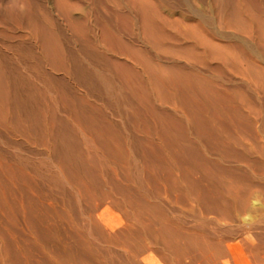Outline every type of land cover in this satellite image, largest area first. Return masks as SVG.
I'll use <instances>...</instances> for the list:
<instances>
[{
    "label": "bare ground",
    "instance_id": "obj_1",
    "mask_svg": "<svg viewBox=\"0 0 264 264\" xmlns=\"http://www.w3.org/2000/svg\"><path fill=\"white\" fill-rule=\"evenodd\" d=\"M88 1L14 0L5 10L13 19L19 54L26 42H37L55 72L68 73L69 66L63 34L51 27L53 13L54 24L72 32L81 52L102 56L101 67L112 78L94 80L98 92L112 97L133 134L97 137L102 149L122 161L124 180L134 186L122 188L123 182L112 178L99 198L105 211H116L120 234L106 232L75 191L67 203L71 209L74 203L79 215L68 211L65 221L99 263L231 264L238 257V195L219 182L227 175L221 160L207 161L205 153L253 163L264 177V0H110L111 10L123 9L121 27L114 29L125 39L116 38L113 29L95 30ZM227 80L245 90L229 88ZM79 104L82 111L89 107L83 99ZM73 106L79 115V106ZM96 126L91 120L87 127ZM41 158L34 173L51 192L63 194L74 176L67 178L53 159ZM88 181L80 178L74 187ZM243 182L256 185L249 175ZM114 190L127 204L109 198ZM258 192L264 196V187ZM176 209H186L196 221L184 224ZM208 214L220 231L207 233ZM229 219L233 223L222 227ZM249 246L254 259L247 264H264V244ZM6 262L0 254V264Z\"/></svg>",
    "mask_w": 264,
    "mask_h": 264
},
{
    "label": "rangeland",
    "instance_id": "obj_2",
    "mask_svg": "<svg viewBox=\"0 0 264 264\" xmlns=\"http://www.w3.org/2000/svg\"><path fill=\"white\" fill-rule=\"evenodd\" d=\"M13 3L14 0H0V254L5 255L6 264H56L52 259L59 264H103L96 260L95 255L88 253L83 240L65 221V215L68 220V211L72 217L79 215L74 203L71 209L67 200L71 198L70 192L75 191L82 207L91 210L106 232L120 234V228L115 229L116 225L119 227L116 211H105L102 204H98L99 198L102 200L103 194L105 196L104 182L112 178L123 182L119 183L122 188L134 186L124 180L122 161L112 158L102 149L97 137L107 134L131 137L132 131L126 125L127 118L119 113L118 106L110 102L111 96L98 92L94 80L112 78V74L101 67L103 57L81 52L80 42L72 32L54 24L51 16L54 13L50 15L51 27L56 26L63 34L69 72L51 70L37 42L32 45L26 42L19 54L13 19L5 12L12 8ZM112 5L110 0L88 1V9L97 19L95 30L113 29L116 38H126L122 31L114 29L115 26L121 27L120 21L125 17L123 9L115 7L113 11ZM45 14L40 13L39 17ZM227 85L229 88H241L239 82L227 80ZM241 89L245 90L243 86ZM80 99L94 109L86 107V111L80 110ZM73 105L79 106V115L74 113ZM91 120L99 123L100 127L89 129L87 126ZM118 141L123 143L121 139ZM205 154L207 161L221 160L227 175L222 176L219 182L224 189L233 186L237 192L238 210L234 224L240 236L237 239L238 257L231 264H247L254 259L249 244L252 242L259 247L264 244V196L258 192L261 186L264 187V177L260 173L263 169L244 160L227 161L209 152ZM41 157L53 159L67 178L74 176L73 180L68 179L63 194L51 192L47 183L34 173L33 166L41 161ZM230 171L238 175L231 176ZM247 175L255 186L243 182ZM80 178H89V181L77 189L74 185ZM202 181L207 185L211 182ZM164 185L167 186L166 183ZM250 192L254 195L247 200ZM109 198L127 204V198L115 190ZM175 214L184 224L196 221V217L186 209H176ZM208 217L205 224L207 233L220 231L213 221V214H208ZM226 221L224 228L233 223L231 219ZM122 235L124 239L128 238L124 232ZM99 249L103 251L105 247L99 245ZM261 250L264 254V249Z\"/></svg>",
    "mask_w": 264,
    "mask_h": 264
}]
</instances>
